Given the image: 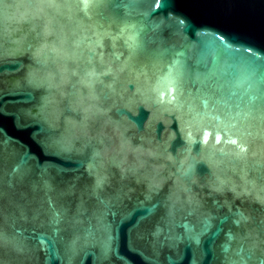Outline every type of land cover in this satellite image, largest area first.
I'll use <instances>...</instances> for the list:
<instances>
[{"label":"water","instance_id":"95a60500","mask_svg":"<svg viewBox=\"0 0 264 264\" xmlns=\"http://www.w3.org/2000/svg\"><path fill=\"white\" fill-rule=\"evenodd\" d=\"M0 264H264V0H0Z\"/></svg>","mask_w":264,"mask_h":264}]
</instances>
